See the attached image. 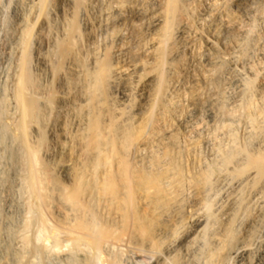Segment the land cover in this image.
Instances as JSON below:
<instances>
[{
    "label": "bare ground",
    "instance_id": "1",
    "mask_svg": "<svg viewBox=\"0 0 264 264\" xmlns=\"http://www.w3.org/2000/svg\"><path fill=\"white\" fill-rule=\"evenodd\" d=\"M156 1L157 9L148 15L150 34L157 38L150 49L143 45L145 50L139 51L141 46L136 48V39L139 40V22H135L139 17L136 0H127L128 15H123L121 9L116 12V23L125 25L124 28L127 26L130 33L124 44L123 36L116 32L117 43L110 48L126 57V73L114 65L116 60H112L111 49L103 46L104 41L108 42L104 37H101L104 41L97 39L103 43L100 46L99 41H92L93 36L88 32L84 41L91 42L90 50L81 44L80 27L84 30L92 27L87 14L94 7L92 0H0V117H5V120L0 118V264H48L46 254L54 250L59 256L49 257L52 264H111L114 260L109 256L113 251L110 250L118 246L133 249L132 238L136 234L148 237L147 243L152 241L148 243L151 244L150 252L156 248L153 243L157 244L168 234L172 235V240L174 233L184 227L183 205L189 216L186 238L179 247L185 253L177 259L178 264H193L195 258H199V264H218L228 255L231 251L227 250L230 226L241 207L254 205L255 210L251 208L254 211L248 215L250 219L247 217L249 221L244 232L247 233L250 227L255 230L253 225L264 214L262 189L252 187L264 173L262 132L258 148L236 159L235 166L241 165L240 168L225 164L224 168L212 173L202 167L205 170L197 173L195 168L197 174L188 175V169L184 171L183 166L173 160L170 147L156 136L155 126L160 120L164 122V108L175 99L168 91L171 87L174 89L179 80L176 79V83L171 80L175 83L173 86L162 72L167 55L173 59L183 51L173 47L176 44L171 41L174 33L183 39L197 36L199 45L205 40L208 46L202 49L201 44L199 50L195 47L194 54L197 53L198 62L203 63L200 65L205 71H211L213 75L212 69H216L218 63L226 65V60L233 65L237 60L235 57L232 61V54L236 47L238 51L243 50L249 31L254 30H250L256 21L254 17L260 18V3L264 4V0H231L233 9L227 5L229 0ZM4 3L7 11L3 8ZM60 13L65 19L63 26L56 18ZM108 16H104L106 20ZM108 24L101 25L105 32L113 27L109 28ZM100 30L96 32L100 33ZM251 63L248 62L249 66ZM180 90L177 87L176 92ZM174 103L177 106V100ZM155 106L159 108L157 113H154ZM198 150L201 151L200 146ZM249 169L252 172L244 178H238L234 173ZM241 189L245 197L240 196ZM217 191L221 194L219 202L222 197L224 201L215 225L214 220L213 224L209 221L212 214L207 210L211 193ZM241 212L238 216H244ZM60 234H63L62 240ZM232 242L235 243V239ZM63 246H67V251L63 252ZM234 249L232 253L236 251ZM170 251L166 245L165 253ZM246 253L236 255V264H248ZM165 256L158 260L153 256L154 264H165ZM173 258L176 259L175 255Z\"/></svg>",
    "mask_w": 264,
    "mask_h": 264
},
{
    "label": "rangeland",
    "instance_id": "2",
    "mask_svg": "<svg viewBox=\"0 0 264 264\" xmlns=\"http://www.w3.org/2000/svg\"><path fill=\"white\" fill-rule=\"evenodd\" d=\"M93 1V5L94 7H92L93 9H90V11L87 13L88 14V20L90 22V25L92 27H90V29H86L84 30L82 27H80L81 29L80 30V40L82 39L81 41V44L82 46L86 49L88 48L90 50V46H92V44L90 45L89 41L85 40L84 41V37L85 39L88 38L87 36V33L90 32L93 36L92 38V41H99L97 39H100V41H108V42H105L104 41V45L103 43H101L100 41L97 43L99 44L100 46H108L109 49H111V55L113 56L112 57V60H116V63L114 62V65L116 64L117 67H120L123 72H126L127 73V63L125 62L126 61V57L124 56V54H122L121 52H114L111 47V45L115 44V42L117 43V38H116V34L117 33H120L122 37V43L125 44L126 41L124 40H127L128 38V31L129 28L125 25H118L116 23L117 21V13L121 12L122 10V14L123 15H128V10H127V0H92ZM98 1V3L96 2ZM100 1V2H99ZM107 1V2H106ZM120 1V2H118ZM126 1V2H125ZM141 1V2H140ZM145 1V2H144ZM95 2V3H94ZM149 2V3H148ZM153 2V4H152ZM230 2V3H229ZM101 3V4H100ZM122 3V4H121ZM145 3V4H144ZM5 4V3H4ZM106 4V6H104ZM119 4V5H118ZM136 4L139 8V17L135 20L136 23L139 24V34L137 36V38H139V40L136 39V48H140L139 46H141V50L138 49L139 51H142V50H145L144 48L146 49H150V48H153V44L154 42L156 41V35L154 34H150L151 31L149 30V27H148V23H149V16L150 15V11L152 10L155 11V9H157V1L156 0H136ZM141 4V5H140ZM96 5V6H95ZM100 5V6H99ZM112 5L114 6L112 7ZM124 5V6H122ZM126 5V6H125ZM143 5V6H142ZM154 5V6H153ZM227 5L233 9V6H232V1L229 0L227 2ZM104 6V7H103ZM232 6V7H231ZM262 6V7H261ZM97 7V8H96ZM123 7V8H122ZM142 7V8H140ZM150 7L152 9H150ZM4 10L7 11V4L4 5ZM105 8H108V10L113 11V8H114V11L112 13H110V11H106ZM110 8V9H109ZM117 8V9H116ZM125 8V9H124ZM147 8V9H146ZM262 8V9H261ZM100 10V12L98 10ZM116 9V10H115ZM121 9V10H120ZM119 10V11H118ZM141 10V11H140ZM144 10V11H143ZM93 11L96 12L93 14ZM126 11V12H125ZM109 12V13H108ZM117 12V13H116ZM99 13V14H98ZM116 13V14H115ZM146 13L147 14V17H146ZM92 14V15H91ZM59 16L56 17V18H59L57 20L58 24L60 22L59 25L62 24V26L64 25V18L62 13L58 14ZM91 15V16H90ZM101 16V18H99ZM109 15V16H108ZM143 15V16H142ZM145 15V16H144ZM99 16V17H98ZM104 16H108L107 20H106V17ZM111 16V17H110ZM116 16V17H115ZM141 16V17H140ZM115 17V18H114ZM143 17V18H142ZM95 20H94V19ZM105 18V19H104ZM147 18V19H146ZM98 19V20H97ZM104 19V20H102ZM116 19V20H114ZM142 20V21H139V20ZM256 19V23L253 22V25L250 27V30H253V35H251L252 32L249 31V34H248V39L246 40V42L244 43V45L242 46L243 47V50L242 51H246V52H242L238 51V47L235 48V53L233 52L232 54V61L235 59L237 60H234L233 61V65H231L229 62H227L226 60H224V63L226 65L223 64V62L219 65V63L217 64V68L214 70L212 69V73L211 71H205V67H203V65L201 66L200 64H203L201 61L198 62V59H197V53L194 54L195 47H198V50H199V46L201 44L202 45V49L205 48V46L207 47V43L204 41H202V43L199 45V41L198 39L194 36H189L188 38L183 37H176L175 36V33L174 35L172 36L173 38L171 39V41L173 42H176V44L174 43V46L173 47H176L177 50H183L182 52H180L177 56H173L174 58L172 59V56L170 55H167L166 57V62L163 64L162 66V72H163V76L167 79V81H169V83L171 82H175L176 83V79L179 78V80L177 81L179 83V85H177L178 83H174L173 82V86L175 84V88L173 89L172 87L170 88V90L168 91V94L170 95H174L172 98H175L173 99L174 102H176L177 100V106L175 105L176 103H174V105H167L165 108H164V117L166 118H162V120L164 122H162L161 120L156 124L157 126H155V130H156V136L161 139V141L166 144L168 146V148L170 149V153L171 156L173 157V160H175L176 163H178L180 166H183V169L184 171L187 170L186 174L188 175H191L192 173L195 174L197 171V173L205 170V169H208L210 172H218L219 171V168H224V166H228V167H234V168H240L241 165H239L238 167L235 166V162H236V159L239 157L241 158L242 156L245 157V154L247 152H253L255 149L258 148V145L257 143L260 141V136L259 134L261 135V137L264 138V4L263 3H260V18H255L254 17V20ZM109 20V21H108ZM144 20V21H143ZM98 21V22H97ZM102 21V22H101ZM109 22L108 26L109 28L111 27L109 30L107 29V32H105L103 30L104 26H101L103 24H105V22ZM114 21V22H113ZM140 22H142V24H140ZM103 23V24H102ZM111 23V24H110ZM100 24V25H99ZM117 24V25H116ZM146 24V25H145ZM255 24V25H254ZM96 25V26H95ZM260 25V26H259ZM102 28H101V27ZM100 27V28H99ZM116 27V28H114ZM142 27V28H141ZM147 27V29L149 30H146L145 28ZM258 27V29L256 28ZM95 30H94V29ZM99 28V29H98ZM119 28V30L117 29ZM141 28V29H140ZM98 29V30H97ZM101 29V30H100ZM115 29V30H114ZM118 31H117V30ZM125 29V30H124ZM127 29V30H126ZM260 29V31H259ZM82 30V31H81ZM94 30V32H93ZM100 30V33H97L96 31L99 32ZM104 35L106 36H103V34H101L103 31ZM257 30V31H255ZM92 31V32H91ZM122 31V33H121ZM123 31L124 34H123ZM112 32V33H111ZM117 32V33H116ZM255 32V33H254ZM258 32V33H257ZM84 33V34H82ZM96 33V34H95ZM109 35H108V34ZM146 33V34H145ZM149 33V34H148ZM90 34V35H91ZM100 34V35H99ZM145 34V35H143ZM256 34V35H255ZM83 35V37H82ZM95 35V36H94ZM97 35H99L97 38ZM102 35V36H101ZM250 35V36H249ZM259 35V37H258ZM141 36V37H140ZM145 36V37H144ZM148 36V37H147ZM150 36H153L149 39ZM174 36H175V39H174ZM252 36V37H251ZM255 36V37H254ZM96 37V38H95ZM101 37H104L102 40ZM105 37H107L108 39H106ZM191 37V39H190ZM250 37V38H249ZM144 38V39H142ZM148 38V39H147ZM154 40H153V39ZM178 38V39H177ZM180 39V40H179ZM187 39H190L189 41ZM260 39L259 42H257L258 40ZM109 40L110 43H109ZM141 40H144V41H141ZM147 40V41H146ZM186 40V41H185ZM193 40V41H191ZM84 41V42H83ZM139 41V42H138ZM141 41V42H140ZM178 41V42H177ZM191 41V42H190ZM119 42V40H118ZM185 42V43H184ZM190 42V43H188ZM89 43V44H88ZM106 43V44H105ZM138 43H141V44H138ZM144 43V44H143ZM148 43V44H147ZM152 43V44H151ZM181 43V44H180ZM198 45H197V44ZM253 43V44H252ZM260 43V44H259ZM87 44V45H86ZM147 44V45H146ZM251 44V45H250ZM259 44V45H258ZM96 45V43H95ZM142 45L144 48H142ZM145 45V46H144ZM182 45V46H181ZM193 45V46H192ZM197 45V46H196ZM247 45V46H245ZM254 45H255V48H254ZM260 48H258V46ZM88 46V47H87ZM148 46V48H147ZM178 46V47H177ZM181 46V47H180ZM218 47L219 48V45H215V47ZM185 47V49H183ZM188 47V48H187ZM257 47V48H256ZM166 48V51H167V47ZM181 48V49H180ZM192 48V49H191ZM245 48V49H244ZM248 48V49H246ZM189 49V50H188ZM254 49V51H253ZM259 51H258V50ZM188 50V52H187ZM193 50V51H192ZM197 50V51H198ZM211 50H213V48H211ZM113 51V53H112ZM190 52L192 54H190ZM238 52V53H236ZM240 52V53H239ZM242 52V54H241ZM251 54H249V53ZM254 52H256L254 54ZM260 52V53H259ZM115 53V54H114ZM121 53V54H120ZM245 53V54H244ZM183 54V55H181ZM248 54V57H249V60L247 59L248 57H246V55ZM253 54L255 55L253 57ZM259 54V55H257ZM116 55V56H115ZM121 55V56H120ZM187 55V56H186ZM194 55L196 57H194ZM115 56V57H114ZM169 56V57H168ZM186 56V57H184ZM231 56V55H230ZM240 56H241V59H240ZM121 57L123 60H121ZM179 57V58H178ZM181 57V59H180ZM191 57V58H189ZM243 57V58H242ZM251 57V59H250ZM118 58V59H117ZM178 58V59H177ZM246 58V59H245ZM185 59V60H184ZM192 61H191V60ZM178 60H180L178 62ZM190 60V61H189ZM241 60V61H240ZM246 60V61H245ZM248 60V61H247ZM187 61V62H186ZM189 61V62H188ZM237 61V62H236ZM169 62V63H168ZM197 62V63H196ZM201 62V63H200ZM242 62V63H240ZM247 62V64H246ZM251 63V65L249 66V64ZM181 63V64H180ZM185 63V64H183ZM254 63V64H253ZM188 64V65H187ZM190 64V65H189ZM198 64V65H197ZM223 64V66H222ZM122 65V66H121ZM182 67H181V66ZM219 65V66H218ZM248 65V66H246ZM178 66V67H177ZM250 68H252L251 71ZM255 67V68H254ZM168 68V69H167ZM222 68V69H221ZM225 68V69H224ZM177 69H178V72H177ZM181 69V70H179ZM183 69V70H182ZM186 69V70H185ZM189 69V70H188ZM202 69V70H201ZM220 69V70H219ZM231 69V70H230ZM238 69V70H237ZM249 69V70H248ZM126 70V71H125ZM192 70V71H190ZM200 70L202 72H200ZM219 70V72H218ZM222 70V71H221ZM224 70V72H223ZM233 70V71H232ZM171 71V72H169ZM187 71V72H186ZM229 71V72H228ZM239 73H238V72ZM250 71V72H248ZM165 72V73H164ZM182 72V73H181ZM205 72V74L203 73ZM209 72V74H208ZM218 72V74H217ZM223 72V74H222ZM234 72V73H233ZM241 72V73H240ZM259 72V74H258ZM170 73V75H169ZM174 73V74H173ZM176 73V75H175ZM184 73V74H183ZM202 73H203V76H204V79L202 77ZM233 73V74H232ZM238 73V74H237ZM165 74V75H164ZM168 74V75H167ZM179 74V76H178ZM208 74V75H207ZM217 74V75H216ZM228 74V75H227ZM231 74V75H229ZM256 74V76H255ZM175 75V76H174ZM182 77H181V76ZM226 75V77L228 78H223L224 76ZM234 75V76H233ZM246 78H245V76ZM254 75V76H253ZM260 75V76H259ZM178 76V77H177ZM230 76V77H229ZM233 76V77H232ZM170 77V78H168ZM174 77V78H172ZM186 77V78H185ZM216 79H215V78ZM210 78V80H209ZM218 78V79H217ZM222 78V79H220ZM233 78V80H232ZM244 78V79H243ZM256 78V79H255ZM182 79V80H180ZM224 79V80H223ZM228 79V81H227ZM173 80V81H171ZM176 80V81H175ZM209 80V83H206L208 82ZM231 80V81H230ZM254 80V81H253ZM180 81V82H179ZM182 81V82H181ZM214 81V82H213ZM218 83H216V82ZM220 81H222L220 83ZM240 83H239V82ZM203 82V83H202ZM227 82V84H226ZM197 83V84H196ZM213 83V85H212ZM224 83V84H223ZM236 83V84H234ZM181 85V86H180ZM248 85V86H247ZM178 87V90H180L179 92L177 90V87ZM180 87V88H179ZM239 87V88H238ZM243 88V89H242ZM246 88V90H245ZM173 89V90H172ZM238 90V92H237ZM240 91V94H237L239 93ZM175 92V93H174ZM179 93V94H178ZM178 94V95H177ZM237 94V96H236ZM248 94V95H247ZM236 96V97H235ZM250 96V97H249ZM237 98V100H236ZM250 98V99H249ZM118 99H120V97L118 96ZM235 100V101H234ZM234 101V102H232ZM249 101V102H248ZM237 102V103H236ZM245 106H243L244 104ZM247 105H246V103ZM249 103V104H248ZM195 104V105H194ZM250 105V106H249ZM173 106V107H171ZM210 106V107H209ZM157 108V109H156ZM159 108L157 106H155L154 108V113H157L159 110ZM210 112H209V111ZM213 110V111H212ZM215 115V116H214ZM1 120H5V117H2L1 115ZM263 121V122H262ZM162 122V123H161ZM191 122V123H190ZM161 123V124H160ZM190 123V124H189ZM192 124V125H191ZM191 125V126H190ZM223 125V126H222ZM186 126V128H185ZM221 126V127H220ZM157 127V128H156ZM193 127V128H192ZM195 127V128H194ZM223 127V128H222ZM190 130H188V129ZM187 129V130H186ZM186 130V131H185ZM262 130V131H261ZM189 131V132H187ZM260 131V132H259ZM159 133V134H158ZM173 133V134H172ZM230 133V134H228ZM257 133V134H256ZM171 134V135H169ZM214 136H213V135ZM188 135L192 136V138L190 139V137L188 138ZM231 135V136H230ZM170 136V137H169ZM211 136V138L209 137ZM213 136V137H212ZM218 136V137H217ZM229 136L231 137L230 139L232 140H229ZM253 136V137H252ZM258 136V137H257ZM163 137V138H162ZM174 137V138H173ZM217 137V138H215ZM165 138V140H164ZM188 138V140H187ZM194 138V139H193ZM195 138H199L197 141H195ZM215 140V142L213 141V139ZM253 138V139H252ZM45 139H47V135L45 134ZM212 139V140H211ZM217 139V140H216ZM259 139V140H257ZM164 140V141H163ZM175 140V142H174ZM179 140V141H178ZM189 140L191 142H189ZM192 140H194L192 142ZM208 141L205 142V141ZM222 140V141H221ZM250 140V141H249ZM168 141V142H167ZM178 141V142H177ZM183 141V142H182ZM205 143H204V142ZM235 141V142H234ZM254 143H252V142ZM180 142V143H179ZM189 142V144H188ZM171 143V144H170ZM195 143L199 144L200 146V150L199 151V146L195 145ZM211 143H214V144H211ZM225 143V144H224ZM256 143V144H255ZM177 144V145H175ZM187 144V145H185ZM205 144H208L207 146ZM220 144V145H219ZM223 144V145H222ZM231 144V145H230ZM174 145V146H173ZM181 145V147H179ZM183 145V146H182ZM185 145V147H184ZM218 145V146H217ZM256 145V146H255ZM178 146V147H177ZM195 146V147H194ZM211 146V147H210ZM217 146V147H216ZM224 146V147H223ZM229 146V147H228ZM247 146V147H246ZM184 147V148H182ZM207 147V148H206ZM172 148V149H171ZM178 148V149H177ZM193 148V149H191ZM198 148V149H197ZM230 148V149H229ZM236 148V149H235ZM182 149V150H181ZM212 149V150H211ZM215 149V150H213ZM245 151H244V150ZM254 149V150H253ZM184 150V151H183ZM218 152H215L217 151ZM224 150V151H223ZM240 150V151H239ZM177 151V153H176ZM182 151V152H181ZM187 151V152H185ZM190 151V152H189ZM198 151V152H197ZM203 151V152H202ZM226 151V152H225ZM228 151V153H227ZM179 152L181 154H179ZM200 152V153H199ZM215 152V153H214ZM242 152V153H241ZM194 153V154H193ZM197 153V155H196ZM212 153V154H211ZM219 153V154H218ZM203 154V155H201ZM214 154V155H213ZM201 155V157H200ZM217 155V156H216ZM192 156H193V159H192ZM196 156V157H195ZM215 156V157H214ZM236 156V157H235ZM180 159H179V158ZM198 157V159H197ZM201 160V158H203ZM222 157V158H221ZM219 158V159H218ZM233 158V159H232ZM184 159L186 161H184ZM231 159V160H230ZM191 160V161H190ZM197 161V162H196ZM215 161V162H214ZM218 161V163H217ZM227 161V162H226ZM206 162V164H205ZM234 162V163H233ZM214 163V164H213ZM184 164V165H183ZM203 164V166H202ZM226 164V165H225ZM186 165V166H185ZM190 165V166H189ZM201 165V166H200ZM218 165V166H217ZM198 166V167H197ZM217 166V167H216ZM187 167V168H186ZM205 169H203V168ZM190 168V169H189ZM194 168V169H193ZM202 169V170H201ZM193 170V171H192ZM250 172H252V169H249V170H244L243 172L242 171H236L234 172L236 174V177L238 178H244L246 177L247 175L250 174ZM196 173V174H197ZM264 173L263 175L260 177V180H255L254 183H252V187H261L260 189H262V196L264 198V180L262 181V179H264ZM262 178V179H261ZM262 182V183H261ZM259 184V185H258ZM262 184V185H261ZM251 185V184H250ZM245 188V187H244ZM243 188V192L246 194L247 193V188H245L246 190H244ZM249 189V188H248ZM242 192V189L241 191L239 192L240 193V196L242 197H245L246 195H244V193ZM216 193V192H215ZM215 193H211V196H210V201H209V205H208V209L209 211L207 210L208 213L212 214V217L210 218L209 221H212L211 224H213V220L215 221V225H216V221H217V213H218V210L220 209V207H222V202L224 201L223 200V197L221 199V201L219 202L220 198H221V194L216 193L215 197H214V194ZM243 193V194H242ZM213 195V196H212ZM218 197V198H216ZM213 198V199H211ZM219 199V200H218ZM216 201V202H215ZM215 203V204H214ZM221 203V204H220ZM217 204V205H216ZM183 205V204H182ZM214 205V206H213ZM221 205V206H220ZM212 206V207H211ZM217 206V208H216ZM219 206V207H218ZM254 205H252V207L249 205L248 207H241L240 209L242 210H237L236 214H235V217L231 223V226H230V231H229V234H228V245L231 249H228L229 247H227V250L230 251V253L228 255H225L222 257V261L220 260V262L218 264H236V255L240 252H247V257H246V260L248 262V264H264V250L263 247H264V214H262L261 216H259V220L257 223H255L253 226V228L255 230L252 229V227H250L249 231L250 233H245L244 232V229H245V226L247 225V221H249L250 219V214H252V212L255 210V207H253ZM215 207V209H214ZM213 208V210H212ZM245 208V209H244ZM248 208V209H247ZM251 208H253L254 210H252ZM211 209V211H210ZM250 209V210H249ZM182 210H183V218L186 219V224L184 223L183 221V226L184 227H181L179 228V231L177 233H174L175 237L173 236L172 240H171V237L172 235L168 234V237L167 238H163L161 239V241H157V244H152L154 247L156 248H153L152 250L149 251L151 244H148V243H151L152 241L148 240L149 242H145V239H149L148 237H144L142 235H134V237L132 238V248L134 249H128L127 247H124L123 248L125 249V251L123 250V248L119 247L118 248H114L116 249V251L114 249H111L109 253V256H113L111 257L112 261L111 264H154V261L155 260H158V259H161V256L166 258V261H171V258L172 260H174L173 256L175 255V264H178L177 261L184 255L185 251L183 248H179L181 247V245H183V241L184 239L186 238V235H185V231L187 228H185V226L188 224L187 221H188V212H185V206L183 205L182 206ZM185 210V211H184ZM215 210V212H214ZM249 210V212L247 211ZM264 210V209H263ZM240 211L244 212V216L241 214V216H238V214L240 215ZM239 212V213H238ZM241 212V213H242ZM249 213V214H248ZM264 213V212H262ZM250 215V216H248ZM246 216V217H245ZM215 219H212L214 218ZM242 217V218H241ZM249 217V219L247 218ZM244 218V219H243ZM262 218V219H260ZM212 219V220H211ZM243 221L242 222H239V221ZM263 220V221H262ZM238 224H237V223ZM246 222V223H245ZM234 223V224H233ZM263 223V224H262ZM210 224V225H211ZM242 226H241V225ZM244 225V226H243ZM258 225V227H257ZM262 225V226H261ZM260 226V227H259ZM211 227V226H210ZM235 227H239L238 230H236L237 228ZM241 227V229H240ZM256 227V228H255ZM183 228V229H182ZM181 229V230H180ZM185 229V230H184ZM235 229V230H234ZM232 230V232H231ZM253 230V231H252ZM182 231V233H181ZM184 231V232H183ZM263 231V232H262ZM178 233L181 235V238H180V235L178 236ZM232 233V234H231ZM233 233H236L233 234ZM242 233V234H241ZM232 236H231V235ZM245 234V235H243ZM248 234V235H246ZM62 236V238H61ZM137 236H142L140 239L137 237ZM178 236V238H177ZM234 236H236V238H234ZM242 236V237H241ZM170 237V238H169ZM231 237V238H230ZM246 237V239L244 238ZM59 238L62 240L63 239V234H60L59 235ZM137 238V239H136ZM144 238V239H143ZM233 238V239H232ZM242 238V239H241ZM139 239V241H138ZM146 239V240H147ZM169 239V240H168ZM182 239V240H181ZM235 239V243H233L232 241ZM135 240V241H134ZM163 240V241H162ZM180 240V241H179ZM243 242H242V241ZM143 241V242H142ZM139 242V243H138ZM240 242V244H239ZM160 243V245H159ZM183 243V244H182ZM234 244L233 246H231L232 244ZM244 243V244H243ZM246 243V245H245ZM139 244V245H138ZM142 244L144 246H142ZM135 245V246H134ZM159 245V247L157 246ZM166 245L168 248H170L172 251H170V255L169 254H166L165 253V248H166ZM176 245V246H175ZM244 245V246H243ZM148 246V247H147ZM135 247V248H134ZM158 247V248H157ZM163 247V248H161ZM63 252H65V250L67 251V246H63L61 249H63ZM236 249V251L234 253H232L233 249ZM138 249V250H136ZM158 249V251H157ZM162 249V250H161ZM175 249V250H174ZM234 249V250H235ZM60 250V249H59ZM133 250V251H132ZM156 253H154L155 251ZM177 250V251H176ZM179 250V251H178ZM55 251V250H54ZM54 251H49L46 255V263H50L52 264L53 262V257L54 258H57L59 256V253L58 255H56L57 251L54 252ZM61 251V250H60ZM115 254V252H117ZM121 251L123 254H121ZM132 251V252H130ZM181 251V252H180ZM262 251V252H261ZM127 252V253H125ZM134 252V253H133ZM153 252V255L150 254ZM179 252V253H178ZM56 253V254H55ZM130 253V254H129ZM174 253V254H173ZM178 253V254H177ZM49 254V256H48ZM114 254L117 256H114ZM163 254V255H161ZM171 254L173 256H171ZM180 254V255H179ZM183 254V255H182ZM263 254V255H262ZM52 255V256H50ZM121 255V256H120ZM152 255V256H151ZM177 255L179 257H177ZM155 260H154V258ZM156 256V257H155ZM169 256H171L169 258ZM49 257H52V259L50 260ZM162 257V258H163ZM115 258H116V261H115ZM169 258V259H168ZM178 259V260H177ZM128 260V261H127ZM262 260V261H261ZM165 261V264L168 263V261L166 262ZM194 263L193 264H199L197 263L199 261V258H195L194 259ZM257 261V262H256ZM114 262V263H113ZM173 264L174 262L171 261ZM261 262V263H260ZM172 263H168V264H172Z\"/></svg>",
    "mask_w": 264,
    "mask_h": 264
}]
</instances>
